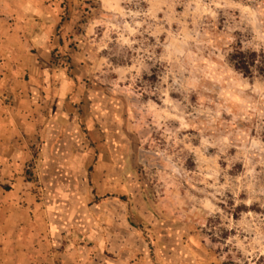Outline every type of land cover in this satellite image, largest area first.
I'll list each match as a JSON object with an SVG mask.
<instances>
[{
  "label": "rangeland",
  "instance_id": "obj_1",
  "mask_svg": "<svg viewBox=\"0 0 264 264\" xmlns=\"http://www.w3.org/2000/svg\"><path fill=\"white\" fill-rule=\"evenodd\" d=\"M58 6L73 128L44 134L53 153L29 144L26 181L75 188L64 227L101 261L264 264V72L228 59L264 56V0ZM55 153L84 160L68 174Z\"/></svg>",
  "mask_w": 264,
  "mask_h": 264
},
{
  "label": "crops",
  "instance_id": "obj_2",
  "mask_svg": "<svg viewBox=\"0 0 264 264\" xmlns=\"http://www.w3.org/2000/svg\"><path fill=\"white\" fill-rule=\"evenodd\" d=\"M60 13L58 0H0V264H110L85 235L64 227L72 219L60 213L71 208L75 188L45 187L44 199L24 177L29 144L53 153L44 134L73 128L67 100L78 88L67 68L52 63L66 43ZM42 92L51 106L40 105ZM56 153L68 174L84 160Z\"/></svg>",
  "mask_w": 264,
  "mask_h": 264
},
{
  "label": "trees",
  "instance_id": "obj_3",
  "mask_svg": "<svg viewBox=\"0 0 264 264\" xmlns=\"http://www.w3.org/2000/svg\"><path fill=\"white\" fill-rule=\"evenodd\" d=\"M228 59L233 69L245 77L251 76L253 69L258 73L264 72V56L257 55L255 52H245L237 46L232 47Z\"/></svg>",
  "mask_w": 264,
  "mask_h": 264
}]
</instances>
